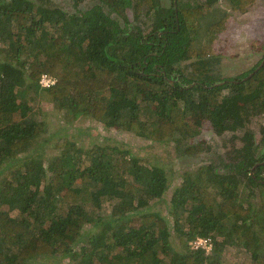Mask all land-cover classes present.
<instances>
[{
	"label": "trees",
	"instance_id": "16d2710c",
	"mask_svg": "<svg viewBox=\"0 0 264 264\" xmlns=\"http://www.w3.org/2000/svg\"><path fill=\"white\" fill-rule=\"evenodd\" d=\"M70 1L0 0V264H237L229 247L264 264V55L229 79L216 66L218 34L255 0ZM81 117L101 141L75 138ZM202 122L231 132L222 148L194 138ZM124 131L208 159L178 172L112 143Z\"/></svg>",
	"mask_w": 264,
	"mask_h": 264
},
{
	"label": "rangeland",
	"instance_id": "374dc122",
	"mask_svg": "<svg viewBox=\"0 0 264 264\" xmlns=\"http://www.w3.org/2000/svg\"><path fill=\"white\" fill-rule=\"evenodd\" d=\"M60 6L68 11H75L76 7L70 0H54ZM170 2V0H163ZM93 0H87L83 2L79 7L84 9L88 5L92 4ZM221 10L218 11V17ZM228 29L219 33L218 36L221 39L220 47L222 52V59L218 62L217 72L220 77L224 79L233 78L252 66L264 55V0H255L251 3L245 12L236 10L232 13L228 21ZM226 77V78H225ZM236 80V79H233ZM35 104V103H34ZM41 107L40 111L42 117L45 119V126L47 129H62V134L69 131L64 129L63 125H60L58 121L52 119L54 115L53 107L49 103L39 102L35 105ZM48 115V117H46ZM261 118L259 116L253 117L249 121L257 138H260V123ZM80 125L75 129V138L85 145H90L93 141H101L103 138L100 136V130L94 123H91L87 118L81 117L79 119ZM203 131L197 135L196 139L206 138L208 142L214 145V151L217 148H222L221 143L223 139H229L231 132H226L224 135H218L214 130L210 129L206 122H202ZM46 132H43L42 136H45ZM112 143L118 141L122 146L130 147L135 154L140 157L149 158L152 163L161 164L168 168H176L180 172L185 168H193L201 161L208 159V153L206 151L200 152L196 155H184L177 156L175 148L171 143L165 153L164 146L151 142L142 136H137L130 131H124L123 133H114ZM121 138V139H119ZM43 151L46 154H53L57 152V149L52 145V141L39 143L38 150ZM167 196V195H166ZM167 198L160 199L155 203L157 208L161 209L165 214L168 213ZM224 257L228 261H234L237 264L249 260V254L243 251L241 248L229 247L224 252ZM55 260V259H54ZM54 260H51L54 262ZM65 258L59 257L57 262L64 261Z\"/></svg>",
	"mask_w": 264,
	"mask_h": 264
},
{
	"label": "built area",
	"instance_id": "2783aa9c",
	"mask_svg": "<svg viewBox=\"0 0 264 264\" xmlns=\"http://www.w3.org/2000/svg\"><path fill=\"white\" fill-rule=\"evenodd\" d=\"M57 78L49 73H43L40 79V83L43 86H50L56 82ZM191 246L193 248L203 247L206 251L212 250L213 238L211 236H197L191 241Z\"/></svg>",
	"mask_w": 264,
	"mask_h": 264
},
{
	"label": "water",
	"instance_id": "95a60500",
	"mask_svg": "<svg viewBox=\"0 0 264 264\" xmlns=\"http://www.w3.org/2000/svg\"><path fill=\"white\" fill-rule=\"evenodd\" d=\"M175 1H176V0H175ZM263 64H264V59H263L262 62L259 64V66L256 68V70H257L258 68H260ZM252 73H253V72H252ZM252 73H251V74H252ZM251 74H249V75H251ZM246 77H248V76H246ZM246 77H245V78H246ZM221 82H222V81H221ZM219 83H220V82H219Z\"/></svg>",
	"mask_w": 264,
	"mask_h": 264
}]
</instances>
